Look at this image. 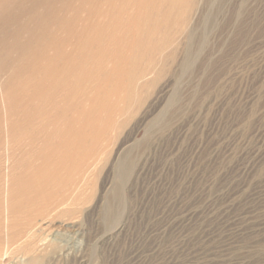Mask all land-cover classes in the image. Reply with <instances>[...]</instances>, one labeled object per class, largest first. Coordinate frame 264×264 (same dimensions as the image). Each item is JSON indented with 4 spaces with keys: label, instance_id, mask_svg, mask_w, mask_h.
Returning <instances> with one entry per match:
<instances>
[{
    "label": "rangeland",
    "instance_id": "374dc122",
    "mask_svg": "<svg viewBox=\"0 0 264 264\" xmlns=\"http://www.w3.org/2000/svg\"><path fill=\"white\" fill-rule=\"evenodd\" d=\"M30 257L264 264V0H0V264Z\"/></svg>",
    "mask_w": 264,
    "mask_h": 264
},
{
    "label": "bare ground",
    "instance_id": "6f19581e",
    "mask_svg": "<svg viewBox=\"0 0 264 264\" xmlns=\"http://www.w3.org/2000/svg\"><path fill=\"white\" fill-rule=\"evenodd\" d=\"M17 208H19L20 207V205L21 204H19L18 202H17V204H14ZM32 235H34L33 233H32ZM48 238L46 237L44 240L46 241ZM53 241L51 240V243H52ZM21 262L23 263V264H36V261H34V259H33V257H30V258H28V259H24V260H21Z\"/></svg>",
    "mask_w": 264,
    "mask_h": 264
}]
</instances>
